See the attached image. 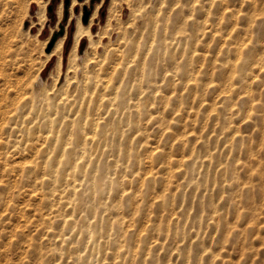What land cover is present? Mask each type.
Returning a JSON list of instances; mask_svg holds the SVG:
<instances>
[{
	"label": "rangeland",
	"instance_id": "obj_1",
	"mask_svg": "<svg viewBox=\"0 0 264 264\" xmlns=\"http://www.w3.org/2000/svg\"><path fill=\"white\" fill-rule=\"evenodd\" d=\"M71 1L72 0H48V3L45 7L46 18L45 21L40 24L34 17L35 11L37 10V5L34 2H29L28 0H0V264H70L71 260L64 256L67 250L66 246L69 245H72L71 247L74 246L75 249H77L78 247L77 250L79 252L81 250L82 253L80 252V264H264V0H174V2L173 0H149L150 2L148 4L146 3L148 0H144V2L146 1L145 6H148L146 8H160V12L165 17L162 16V18L156 23L158 25H156L154 32L152 31L150 34H145L143 37L138 39L141 41H139V46L137 48L139 52H137L136 54L137 61L134 65V71L132 70L130 72L131 79L129 78V73L123 76V80L125 79L126 81H122L125 84L122 86H126L127 94L125 93L124 99L133 101L139 96L138 91L136 92L137 89H135L137 85L134 83V78H137L139 76L138 81H140L142 89L147 86V91L144 89L146 93H143L141 97L139 96L138 98H140V102L145 105H151L154 100L152 106L148 105L147 108L151 107L149 109L153 112L155 111V113H153L150 119H147V116L145 115L147 114L146 111L143 112L140 116L136 115V117L133 112L128 113V115L124 112L125 114H120L121 118L120 116H118V112L115 115L113 114L114 116H117V118H114V116L112 118L111 116L108 119V126H116V129H119V127L121 126L120 128L122 130H113L110 132L111 134H108L106 138V141L108 143L107 147L100 146V141V143H93L92 148H96V156L100 160V165H103L105 170L107 169L108 171H111L114 169L115 162L117 160L118 162L121 161L124 157V153L122 151H118V142L121 147H123L127 138L129 139V141L131 140V138H133V142L137 144L138 139L136 138L134 132L135 127L138 126L139 128H141V131L144 133V135H146L148 143L151 145H157L160 149L158 152L160 155L158 153L153 155V168L157 171L158 177L154 180V182H152V186L149 188V190L145 185V188L144 186H140L139 181L137 179L136 181L138 182L135 181L137 173L134 172V175L133 173H131V171H137V169L139 168L138 171L143 172V169L145 167L141 163L139 164V166L141 167L140 168L138 164H133V162H130V164H132L126 170L127 179L125 178L120 184L117 183L118 185L116 183L109 184L106 182L107 184H104V188L98 192V196H101L100 198L104 202V206L102 207L103 209L100 208L97 210V216L101 217V221L97 222H94L96 220L91 218V212L88 208V205L84 206V203L88 199V197L83 195L82 201L79 204L80 207L74 209V213L76 214L77 219L75 225L76 227L80 226L79 229H81V234L78 233L76 236H74L75 239L73 240V236H71L70 242L68 243L64 242L59 244L57 240L50 234V231H46L47 227H44L45 225L39 222L41 221V215L48 212L49 204L46 197L41 195L44 193L43 189L44 191H46V187L40 188V183L37 176L43 170L42 165L45 159L61 154L58 150L57 145H54L53 143L52 145H49L50 141H47L44 148H42L40 151H36V148L40 147V139L41 137H43V133L41 134L40 132L45 129L44 125L41 126V124L43 121L42 115H44V113L47 111L46 100H48L49 98V100L51 101V99L54 98L60 90H62V87L69 94L73 92L74 83L71 82L68 86L65 83L64 78L66 72L65 56L67 55V51L72 44V35L75 29L76 21L78 17L83 20V17L86 13L90 15L94 7L99 2H101L97 14L98 21L93 28V31L99 30L101 28V24H103V22L105 21L109 2V0H88L86 2L87 4H83L82 1L84 0H76V4L71 6ZM137 1L138 0H117L116 10L118 12H122V16L119 22L121 24V27L123 26V32L124 29L125 31L127 29L130 30L133 24H137V26L140 27V22L142 19L136 15L137 12L134 10L136 8L135 2ZM196 1H198L199 4ZM60 2H62L63 4V12L61 16H59L57 12V7ZM220 4H222V6ZM224 6H226L227 8H225ZM133 10L135 12H133ZM176 11L179 13H176ZM182 12L184 17L182 15ZM200 14L202 16H200ZM212 15H215L216 18ZM198 16L200 17L201 22L199 21ZM208 17L210 21H208ZM195 18H197V20ZM226 19L228 21H226ZM213 20L214 22H212ZM133 21L135 23H133ZM182 21L183 24H181ZM162 22L164 24L166 23V25L162 24ZM202 22L204 26L203 24L201 25ZM190 23H192V26H190ZM229 23H231L230 26ZM238 23L239 25L241 24L239 28ZM244 24L247 26V28ZM29 26L32 33L38 32V40H36L33 36H26L22 34L23 31ZM161 26L163 28H161ZM168 26L172 29L170 30ZM234 26H236V29L233 28ZM65 29H67V36L64 43V60L61 73L56 79V57L54 56L49 61L43 64V61L45 60L47 54L45 49L54 35L59 33V31L61 30L63 33ZM146 29H148V26L146 27ZM220 29L222 32L220 31ZM119 30L113 29L111 40H108V37H105L103 39V42L105 41L104 43L111 44V50H108L107 54H105L104 52L105 58L106 56L108 58H106L107 61L110 59L114 47H117L120 43H122L121 38L117 40L118 34L122 33V30ZM204 30H206V33L203 34V36L201 33ZM233 30L234 32L237 30L236 33H234ZM168 31L170 32L168 33ZM190 31H194V33L192 34V32ZM218 31H220L221 33ZM213 32L215 33V35H213ZM224 32L225 35L222 34ZM160 33L162 34V36H160ZM188 34L189 36H187ZM206 34L209 35L207 36ZM228 35H230L231 37L228 38ZM59 36L60 35L58 34L57 37ZM248 36L250 38H248ZM233 37L235 38V41ZM239 37H243L244 40H242L243 38L239 39ZM145 38L147 39V41ZM196 38H198V41L196 40ZM44 39H47L45 44H43V42L45 41ZM151 39H154L153 46L149 48V42L151 41ZM191 39L192 41H190ZM219 39H221L220 42ZM169 40H171V42ZM222 41L223 43L224 41L226 43L222 44ZM183 42H185V44H182ZM144 43L148 47H143ZM87 44V38H82L78 48V53L80 55L83 54V51L85 50ZM159 44L160 46H158ZM163 44L164 46H166L164 47ZM168 44L170 46V50H168ZM161 47L163 49H161ZM182 47L184 50H182ZM190 47H192L193 49L195 47L196 50H190ZM198 47H200L202 51L204 50V52H201V49L199 48V50ZM238 47L242 48L243 50H239L241 51L240 55L237 53ZM219 48H221V50ZM99 49L100 50L98 51V53L102 54L101 59L106 61L105 58H103L104 55L102 47H99ZM142 49L143 51H141ZM159 51H162V56L160 55ZM170 52L172 54H170ZM222 52L224 53L222 54ZM182 53L184 56L182 55ZM203 54L205 58H202ZM208 54L210 57L208 56ZM210 54L212 55V57ZM216 54L218 57L216 56ZM158 55H160L159 58ZM173 55L174 58H172ZM225 57L226 59L223 60V58ZM154 58L156 59V61L154 60ZM174 59L176 60L177 64ZM209 59H211V61L213 62L211 63ZM236 60L237 62H234ZM246 60L248 61V63H246ZM79 62H81V60H79ZM210 63L213 65H211ZM137 64L139 65L137 66ZM173 64L177 65L178 67L172 66ZM221 64L223 66H221ZM260 65L263 67H260ZM164 66L166 67V71H163L165 70ZM220 66L222 67V69ZM137 67H139L140 69L138 68L137 70ZM173 67H177V70H173ZM135 68L138 72H136ZM160 68L163 70H161ZM153 70L156 71V73ZM189 70H191V72ZM256 70L259 71L257 72ZM147 71H149V73ZM179 71L180 73H178ZM239 71H241V74H239ZM143 72H145L146 74H144ZM249 72L250 74H252L250 75ZM190 73L192 75H195L196 77L193 82L188 81V74L190 75ZM140 74H142V76ZM147 74L149 75L147 76ZM170 74L173 77H171ZM237 74L238 77H236ZM168 76L171 78H169ZM153 77L154 79L157 78L155 79L157 81H154V83L159 87H162L163 89H161L160 91L159 88L158 94L164 95V97L154 96L149 90L148 86L153 83L150 81V78ZM212 77L213 79H211ZM172 78H174V80ZM197 79L198 81H196ZM209 79L211 80V82H205ZM162 80L166 81L163 82ZM257 81L258 83H256ZM133 83L134 85H132ZM143 83H145L146 85ZM166 83H169L167 87ZM203 83L204 85L207 83L205 87ZM173 86L175 88H173ZM229 88H233L234 92L233 89L230 91ZM128 89H130V91ZM46 92L49 96L46 95ZM166 92L168 93V95ZM173 92L176 93L177 97ZM231 92L234 93V95ZM128 94H130L131 96ZM144 94H146L147 96ZM239 94L241 97H237ZM144 96L147 99H145ZM167 98L169 100L168 102H166ZM244 98H246V100H244ZM198 102L202 104H198ZM160 103L162 104V106ZM169 105L171 106L168 107ZM206 105H209L207 106L209 109L206 107ZM205 107L207 109H205ZM176 109H178V112H176ZM55 110L56 113L52 115V117L54 118V127L52 128V133H55L59 136L61 135L63 138V142L70 141L71 136H73L72 133H74V130L63 123L65 119L61 117V114L64 111L66 112L67 109L65 108L63 109V111L60 104ZM55 110L52 108L50 109L51 112H54ZM179 111L182 112L180 113ZM247 111H249V113ZM246 114H248V116ZM162 115L163 117H161L162 119H160V116ZM217 116L218 118H216ZM125 117H129V119H125ZM115 121H117V123H114ZM118 121H120V123H118ZM206 122L207 124H205ZM220 122L224 127H222ZM109 123L112 125H110ZM226 123L228 124V127ZM63 124L65 126H63ZM120 124H122L123 127ZM224 124L226 125V127ZM125 125L129 126V128H126ZM29 127L32 128L29 129ZM62 128H64V130ZM132 129L134 130V132ZM192 129L194 130V132H192ZM59 131L62 132L60 133ZM228 131L230 132L228 133ZM190 132L194 133L196 137L193 136L194 134L191 135ZM175 133H177V135ZM236 133L239 134L236 135ZM186 134L189 135L186 136ZM224 135L225 138L223 137ZM177 137L181 138L178 139ZM182 137L185 138L183 139ZM193 138L195 139L193 140ZM118 139L119 141H117ZM183 143H186L188 146L191 145V148H189L188 146L186 147V144L184 146ZM56 144H58V142ZM138 145L137 152L138 156L140 157L141 154L144 155L145 151ZM193 148L196 151V156L194 155L195 151L193 150ZM98 151L100 152L98 153ZM103 151L105 154L103 153ZM113 151H115L116 154ZM163 152L165 154H163ZM168 152L170 154H168ZM186 153H188V155ZM204 154L206 155V158L205 156H203ZM142 155L141 158L143 157ZM183 155L185 156L184 158ZM210 155H212L211 158ZM190 156L192 157V160ZM197 156H200V158ZM180 157L186 160L182 163V167L179 166V169H177L178 166L174 164L175 162L170 163L168 158ZM195 157L197 159H195ZM28 159L29 161L31 160L38 163L37 169H25V165H28ZM106 160L108 162H106ZM193 160L195 162H193ZM211 160L212 162H209ZM24 161H26V163H24ZM163 162H165L164 165ZM167 163H169L170 165L168 166ZM130 177H132L131 182H129L131 180ZM165 177L168 178V181L167 179H165ZM164 181L169 182L171 190L169 193L167 191L168 194H166L165 197H162V199L164 198V200L160 201L162 192H164ZM177 186L181 187L178 188ZM117 187L119 189H117ZM121 187H124L126 190L132 192V189H134L137 197L132 195H123L120 191ZM101 192L103 193V196ZM121 195H123L122 198ZM131 196L133 197V199L131 198ZM126 197L129 198L127 199ZM117 199L118 201L121 200L119 211L122 215L126 214L123 217L125 219V222L128 223L125 227L126 235H122L121 238L124 239V243L127 247H134L136 253H125V256L121 255L118 257H112V241H107V243L102 237H98V241L92 244V242L90 241L87 242V239L85 238V232L83 230H86L87 228H89V230L91 228V230L95 229L98 232L97 236L100 234V232L104 231L106 226H108L106 217L108 214L111 216L115 213V208L112 206V203L114 201H117ZM139 206H141V208ZM39 208H41V211L38 212V210H40ZM83 216L85 217V220ZM135 216H137V218ZM80 217H82L84 221H82ZM132 218L134 219L132 220ZM78 219L81 221H79ZM89 222L90 224L88 225ZM53 225L54 227L57 226L55 223ZM128 229L130 231L132 230L133 232H130ZM141 234H144V236H142ZM129 235H131L132 237ZM80 236L82 240L80 239ZM38 244L40 247L38 246ZM88 244L92 245H90L89 247ZM54 248H62L61 251L63 256H60L62 254H58V252L54 250ZM83 248L86 249V253ZM87 251H89V256L87 255ZM82 255L84 256L82 257ZM116 260L117 262H115Z\"/></svg>",
	"mask_w": 264,
	"mask_h": 264
},
{
	"label": "bare ground",
	"instance_id": "obj_2",
	"mask_svg": "<svg viewBox=\"0 0 264 264\" xmlns=\"http://www.w3.org/2000/svg\"><path fill=\"white\" fill-rule=\"evenodd\" d=\"M4 1V0H3ZM29 2L32 1L34 2L36 5H37V10L35 11V14H34V17L37 19V22L42 24L44 21H45V18H46V13H45V7H46V4L48 3V0H28ZM88 0H84L82 1L83 4H87ZM102 1V0H101ZM132 1V0H131ZM160 1V0H159ZM195 1V0H194ZM214 1V0H213ZM229 1V0H228ZM254 1V0H253ZM76 0H72L71 1V6L75 5L76 4ZM146 2V1H145ZM145 2L144 0H138L137 2H135L136 4V8L134 9L136 14L138 17H140L141 19V22H140V27L137 26V24H133V26L131 27V29H127L125 31L124 29V32L122 30L123 26L121 27V24H120V18L122 16V12H118L116 9H117V0H109L108 2V7H107V14H106V18H105V21L103 22V24H101V28L97 31H93V28L95 26V24L97 23L98 21V17H97V14H98V9H99V6L101 4V2H99L95 7L94 9L92 10L91 14L88 15V21L86 20V22H83V20H81L80 17H78L77 21H76V24H75V29L73 31V35H72V44L70 46V48L68 49L67 51V55L65 56L66 58V72H65V83L69 86V84L71 82L74 83V88H73V92L72 93H67L66 90H64V88L62 87V90L59 91V93L51 99V101L49 100H46L47 103H46V112L44 113V115H42V118H43V121H42V125H44L45 129L40 132L41 134L43 133V137H41V143H40V147L39 148H36V151H40L42 148H44L45 146V143L47 141H50V144L49 145H52V143L54 145H57L58 147V150L60 151V155H56L54 157H50L48 159H45L43 161V165H42V172L37 176L38 178V181L40 183V188H43V187H46V191H44L43 189V195L44 197H46L47 199V202L49 204V210L46 214H42L40 219L41 221H39L40 223L44 224L45 226L44 227H47V230L46 231H50V234L57 240V242L59 244L61 243H68L70 242V237H72V240L75 239L74 236H76L78 233L81 234L80 230V226H77L75 225L76 223V214L74 213V209L77 208V207H80L79 204L81 203L82 201V196L85 195L86 197H88V199L85 201V205H88V208L90 209V212H91V218L92 219H95L96 221L94 222H97V221H101L100 218L101 217H98L97 215V210L102 208L104 206V202L101 200V196H98V192L104 188V184H111V183H122V181L126 178V170L127 168L132 164H130V162H133V164H143L144 165V169H143V172H139V168L136 170H132L131 173L136 174V178H135V181L136 179L139 181L140 183V186H147L148 187V190L149 188L152 186V182H154V180L158 177V173L156 170H154L153 168V155L158 153L159 152V147L157 145H151L148 143L147 141V138H146V135H144V133L141 131V128H139L138 126L135 127V136L136 138L138 139V143L136 144L135 142H133V138H131V143L129 141V139L127 138L126 142L124 143L123 147H121V145L119 144L118 142V151L119 152H123L124 153V157L121 161L118 162V160L115 162L114 164V169L111 170V171H108L107 169L105 170L103 165H100L99 163V159L97 158L96 156V148L93 149L92 148V144L93 143H100L101 141V144H99L100 146L102 147H107L108 143L106 141V138L108 136V134L111 132V131H120L122 130L119 126V129H116V126L114 127H109L108 126V122H109V118L112 116L117 114L118 112V116H120V114H123L124 112L128 115V113L130 112H133V114L137 116H140L142 115L143 112L146 111L147 114H145L147 116V119H150V117H152L153 113H155V111H151L148 107V105H145L143 104L142 102H140V98H138L139 96L141 97V95L143 93H146L145 90L147 91V86L142 89V85L140 83V81H138L139 79V76L137 78H134V83L137 85L135 89L136 92L138 91V97L135 98L132 102L130 100H125L124 99V95L126 93V86H122V85H125L122 81H126L125 79L123 80V76L124 75H127L129 73V78H130V72L134 69V65H135V62L137 61L136 60V54L137 52H139L137 50L138 46H139V41L141 40H138L140 39L141 37H143L145 34H150L152 31L154 32V29L156 28V24L161 18L162 16V13L160 12V8H152V9H149V8H146L148 6H145ZM150 1L148 0L146 3L148 4ZM174 2V0H173ZM173 2H172V5H173ZM178 2V1H177ZM198 2V1H196ZM208 2V1H207ZM220 2V1H219ZM249 2V1H248ZM155 3V2H154ZM153 3V4H154ZM157 3V2H156ZM162 3V2H161ZM179 3V2H178ZM188 3V2H187ZM192 3V2H191ZM218 3V2H217ZM32 4V3H31ZM131 4V3H130ZM134 4V5H135ZM152 4V5H153ZM168 4V3H167ZM166 4V6H167ZM199 4V2H198ZM205 4V3H203ZM216 4V3H214ZM249 4V3H248ZM202 5V4H201ZM222 6V4H220ZM22 6V5H21ZM29 6V5H28ZM161 6V5H160ZM163 6V5H162ZM181 6V4H180ZM197 6V5H196ZM207 6V5H206ZM213 6V5H212ZM227 6V5H226ZM226 6H224L225 8H227ZM159 7V6H158ZM169 7H170V4H169ZM193 7V6H192ZM195 7V5H194ZM205 7V6H204ZM176 8V7H175ZM209 8V7H208ZM208 8H207V11H208ZM218 8V7H217ZM220 8V7H219ZM129 9V8H128ZM170 9V8H168ZM167 9V11H168ZM186 9V7H185ZM200 9V8H199ZM224 9V8H223ZM255 9V7H254ZM130 10V9H129ZM133 10V12H135ZM164 10V9H163ZM179 10V9H178ZM177 10V11H178ZM183 10V9H182ZM196 10V9H194ZM216 10V8H215ZM240 10V9H238ZM166 11V12H167ZM171 11V10H170ZM169 11V12H170ZM176 13H179L177 12ZM202 11V9H201ZM213 11V10H212ZM223 11V10H221ZM228 11V10H227ZM57 12L59 14V16L62 15V12H63V4L62 2H60L58 4V7H57ZM214 12V11H213ZM212 12V13H213ZM219 12V10H218ZM217 12V13H218ZM225 12V11H224ZM203 13V12H202ZM208 13V12H207ZM215 13V12H214ZM222 13V12H221ZM249 13V12H247ZM132 14V15H134ZM220 14V13H219ZM230 14V13H229ZM234 14V13H233ZM238 14V13H237ZM244 14V13H242ZM252 14V13H251ZM182 15H183V12H182ZM181 15V16H182ZM227 15V14H226ZM236 15V14H235ZM180 16V17H181ZM193 16V15H192ZM200 16H202L200 14ZM205 16V15H204ZM212 16H215V15H212ZM218 16V15H217ZM260 16V15H259ZM165 17V16H164ZM179 17V16H178ZM184 17V15H183ZM186 17V16H185ZM199 17V16H198ZM206 17V16H205ZM204 17V18H205ZM221 17V15H220ZM219 17V18H220ZM246 17V16H245ZM249 17V16H248ZM134 18V17H133ZM168 18V17H167ZM216 18V16H215ZM223 18V17H222ZM221 18V19H222ZM173 19V18H172ZM197 20V18H195ZM199 21L201 22V19L200 17L198 18ZM209 19V17H208ZM230 19V18H229ZM247 19V18H246ZM139 20V19H138ZM167 20V19H165ZM175 20V19H174ZM178 20V19H176ZM194 20V18H193ZM196 20H195V25H196ZM204 21V20H203ZM210 21V19L208 20ZM226 21H228L226 19ZM231 21V20H230ZM171 22V21H170ZM177 22V21H176ZM175 22V23H176ZM194 22V21H193ZM199 22V23H200ZM214 22V20L212 21ZM246 22V20H245ZM122 23V22H121ZM133 23H135L133 21ZM169 23V22H168ZM198 23V24H199ZM211 23V22H209ZM226 23V22H225ZM118 24V25H117ZM162 24H164L162 22ZM183 24V21L182 23ZM192 26V23H190ZM203 24V22L201 23V25ZM235 24H236V21H235ZM246 24V23H245ZM244 24V25H245ZM117 25V26H116ZM139 25V24H138ZM160 25V23H159ZM166 25V23L164 24ZM174 25V24H173ZM172 25V26H173ZM179 25V23H178ZM200 25V26H201ZM210 25V24H209ZM208 25V26H209ZM213 25V24H212ZM219 25V24H218ZM231 25V23H229V26ZM233 25V24H232ZM148 26V29H146V27ZM163 26V25H162ZM161 26V28H163ZM204 26V24H203ZM220 26V25H219ZM239 26H241V24L239 25L238 23V28ZM242 26H243V23H242ZM246 26V25H245ZM167 27V26H166ZM187 27V26H186ZM207 27V26H206ZM205 27V28H206ZM226 27V26H225ZM236 26H234L233 28H235ZM160 28V27H159ZM168 28H170L168 26ZM198 28V27H197ZM219 28V27H218ZM245 28V27H243ZM247 28V26H246ZM41 29V28H40ZM113 29H117V30H122L121 32L122 33H119L118 36H117V40L118 39H122L121 42L116 48L114 47V50L112 51V55L110 57V59L107 61L106 58H105V54H107V51L108 50H111V44H106L103 42V39L105 37H108V40H111L112 39V31ZM172 28H170L171 30ZM200 29V27H199ZM213 29V28H211ZM222 29V28H221ZM220 29V31H221ZM236 29V28H235ZM119 30V31H120ZM146 30V31H145ZM165 30V29H164ZM169 30V29H168ZM174 30V28H173ZM192 30V29H191ZM194 30V28H193ZM197 30V29H195ZM203 30V28H202ZM210 30V29H209ZM207 30V31H209ZM226 30V28H225ZM160 31V30H159ZM166 31V30H165ZM218 31V32H220ZM237 31V30H236ZM236 31L233 32L236 33ZM240 31V30H239ZM170 31H168L169 33ZM174 32V31H173ZM182 32V31H181ZM192 32V31H190ZM215 32V31H214ZM213 32V35H215V33ZM222 32V31H221ZM220 32V33H221ZM230 32V31H228ZM157 33V31H156ZM162 33V31H161ZM160 33V36H162V34ZM167 33V34H168ZM180 33V32H179ZM178 33V35H179ZM184 33V32H183ZM194 33V31L192 32V34ZM206 33V30H204L201 34H205ZM208 33V32H207ZM211 33V32H209ZM240 33V32H239ZM238 33V34H239ZM24 35L26 36H33L36 40L39 39L38 37V32L37 33H32L31 30H30V26L28 28H26L23 33ZM190 34V33H189ZM189 34L187 36H189ZM225 35V32L222 33ZM228 34V33H227ZM226 34V36H227ZM155 35V33H154ZM153 35V36H154ZM166 35V34H165ZM181 35V34H180ZM184 35V34H183ZM191 35V34H190ZM207 35V34H206ZM209 35V34H208ZM207 35V36H208ZM212 35V37H213ZM231 35V34H230ZM228 35L230 38L231 36ZM233 35V34H232ZM66 36H67V29H65V31L63 33L60 34L59 37H56V39L54 40L53 42V46H52V49H50L49 52H47L46 54V57H45V60L43 61V64L46 63L47 61H49L51 58H53L54 56L56 57V61H55V69H56V79L57 77L60 75L61 73V70H62V65H63V60H64V43H65V39H66ZM152 36V37H153ZM164 36V35H163ZM170 36V35H169ZM204 36V35H203ZM222 36V35H221ZM234 36V35H233ZM87 38L88 40V44L85 48V50L83 51V54L80 55L78 53V48H79V44L82 40V38ZM96 37V39H95ZM166 37V36H165ZM164 37V38H165ZM168 37V36H167ZM181 37V36H179ZM178 37V39H179ZM195 37V36H194ZM211 37V35H210ZM31 38V37H30ZM29 38V39H30ZM147 38V37H146ZM145 38V39H146ZM149 38V36H148ZM155 38V37H154ZM169 38V37H168ZM174 38V37H173ZM191 38V37H190ZM216 38V37H215ZM234 38V37H233ZM243 38V37H242ZM239 37V39H242ZM248 38H250L248 36ZM172 39V38H171ZM175 39V38H174ZM173 39V40H174ZM182 39V38H181ZM204 39V38H203ZM214 39V37H213ZM224 39V38H222ZM227 39V38H226ZM238 39V38H237ZM33 40V39H32ZM45 40V39H44ZM153 40L154 39H151V41L149 42V48H151V46H153ZM159 40V39H158ZM157 40V41H158ZM163 40V39H162ZM196 40L198 41V38H196ZM221 39H219V42H220ZM244 40V38L242 39ZM241 40V41H242ZM248 40V39H246ZM47 41V39L43 42V44H45ZM147 41V39H146ZM171 42V40H169ZM182 41V40H181ZM187 41V40H186ZM192 41V39L190 40ZM204 41V40H203ZM206 41V40H205ZM230 41V40H229ZM234 41H235V38H234ZM31 42V41H30ZM161 42V40H160ZM159 42V43H160ZM141 43V42H140ZM157 43V42H156ZM155 43V44H156ZM164 43V42H163ZM166 43V42H165ZM169 43V42H168ZM204 43V42H203ZM224 43H226L224 41ZM223 41H222V44H224ZM235 43V42H234ZM240 43V41H239ZM145 44V43H144ZM143 44V47L146 48V44L144 46ZM148 44V43H147ZM154 44V46H155ZM158 44V43H157ZM170 44V43H169ZM168 44V46H169ZM176 44V43H175ZM178 44V43H177ZM182 44H185V42H183ZM201 44V43H200ZM222 44H221V47H222ZM233 44V42H232ZM247 44V43H246ZM188 45V43H187ZM190 45V43H189ZM238 45V44H236ZM43 46V45H42ZM160 46V44L158 45ZM156 46V47H158ZM164 46V44H163ZM162 46V47H163ZM166 46V45H165ZM164 46V47H165ZM181 46V45H180ZM198 46V45H197ZM201 46V45H200ZM211 46V45H210ZM227 46V45H226ZM99 47H102V50H103V55L105 58L106 61H104L103 59H101V53L99 54L98 51L100 50ZM142 47V46H141ZM148 47V46H147ZM161 47V49H163ZM172 47V46H171ZM220 47V46H219ZM247 47V46H246ZM174 48V47H173ZM172 48V49H173ZM200 47H198L199 49ZM215 48V47H214ZM228 48V47H227ZM113 49V48H112ZM153 49V48H152ZM151 49V50H152ZM186 49V47H185ZM196 50V48L194 47V49L192 47H190V50ZM197 49V50H198ZM201 49V48H200ZM199 49V50H200ZM221 50V48H219ZM218 49V50H219ZM225 49V47H224ZM235 49V48H234ZM242 50V48L238 47V54L240 55V52L239 50ZM245 49V48H244ZM170 50V46H169V49ZM182 50L183 47H182ZM143 51V49L141 50ZM150 51V49H149ZM167 51V50H166ZM179 51H180V47H179ZM177 51V52H179ZM201 52H204V50L202 51V49L200 50ZM226 51H229V50H226ZM234 51V50H233ZM243 51V50H242ZM2 52V51H1ZM105 52V54H104ZM145 52V51H144ZM154 52V51H153ZM162 52V51H161ZM161 52L159 51L160 55H161ZM183 52V51H182ZM199 52V51H198ZM201 52H200V58H201ZM206 52V50H205ZM213 52V51H212ZM111 53V51H110ZM141 53V52H140ZM152 53V52H151ZM166 53V52H164ZM191 53V51H190ZM224 52H222L223 54ZM170 54H172L170 52ZM189 54V53H188ZM249 54V53H248ZM153 55V54H152ZM158 55V58L159 56ZM169 55V53H168ZM178 55V54H177ZM183 55V53H182ZM181 55V56H182ZM211 55V54H210ZM142 56V55H140ZM162 56V55H161ZM184 56V55H183ZM188 56V55H187ZM192 56V55H191ZM209 56V54H208ZM217 56V54H216ZM243 56V55H242ZM149 57V56H148ZM178 57V56H177ZM180 57V56H179ZM193 57V56H192ZM191 57V58H192ZM198 57V56H197ZM204 57V54L202 56V58ZM210 57V56H209ZM208 57V58H209ZM212 57V55H211ZM215 57V56H214ZM218 57V56H217ZM246 57V56H245ZM244 57V58H245ZM144 58V57H143ZM142 58V60H143ZM155 58H156V55H155ZM154 58V60L156 61V59ZM165 58V57H163ZM174 58V55L173 57ZM188 58V57H187ZM195 58V57H194ZM205 58V57H204ZM207 58V57H206ZM239 58V57H238ZM108 59V58H107ZM140 59V58H139ZM146 59V58H145ZM152 59V58H151ZM176 59V58H175ZM174 59V60H175ZM182 59V57H181ZM185 59V58H184ZM189 59V58H188ZM197 59V58H196ZM222 59V58H221ZM225 58H223V60H225ZM229 59V58H228ZM227 59V60H228ZM2 60V59H1ZM79 60H81V62H79ZM153 60V59H152ZM191 60V59H190ZM202 60V59H201ZM211 61V59H209ZM207 60V61H209ZM235 60V59H234ZM6 61V60H5ZM145 61V60H144ZM162 61V60H161ZM187 61V60H186ZM195 61V60H194ZM219 61V60H218ZM247 61V60H246ZM2 62V61H1ZM19 62V61H18ZM143 62V61H142ZM151 62V61H150ZM158 62V61H157ZM160 62V61H159ZM176 62V60H175ZM174 62V64H175ZM185 62V60H184ZM205 62V61H204ZM213 61H211L212 63ZM221 62V61H220ZM234 62H237L234 61ZM245 62V61H244ZM4 63V62H3ZM140 63V62H139ZM162 63V62H161ZM169 63V62H168ZM172 63V62H171ZM183 63V62H182ZM187 63V62H186ZM189 63V61H188ZM210 63V64H211ZM226 63V61H225ZM248 63V61L246 62ZM146 64V63H145ZM157 64V63H156ZM166 64V63H164ZM172 65V66H177V65ZM177 64V62H176ZM197 64V63H196ZM201 64V63H200ZM203 64V63H202ZM139 64H137L138 66ZM184 65V64H183ZM188 65V64H187ZM213 65V64H211ZM141 66V65H140ZM148 66V65H147ZM181 66V65H180ZM206 66H207V63H206ZM221 66H223L221 64ZM220 66V67H221ZM163 67V65H162ZM165 67V66H164ZM178 67V66H177ZM177 67H173L171 69L175 70ZM200 67V66H199ZM203 67V66H202ZM216 67V66H215ZM226 67V66H225ZM260 67H263L260 65ZM139 67H137V70H138ZM147 68V67H146ZM150 68V67H149ZM191 68V66H190ZM195 68H196V65H195ZM210 68V66H209ZM214 68V67H213ZM219 68V67H218ZM246 68V67H245ZM140 69V68H139ZM142 69V68H141ZM155 69V68H154ZM161 69V68H160ZM182 69V67H181ZM198 69V68H197ZM215 69V68H214ZM222 69V67H221ZM220 69V70H221ZM261 69V68H260ZM136 70V68H135ZM136 70V72H138ZM163 70V69H161ZM177 70V69H176ZM188 70V69H187ZM202 70V69H201ZM79 71H80V75H79ZM134 71V70H133ZM154 71V70H153ZM163 71H166V67H165V70ZM191 72V70H189ZM211 71V69H210ZM252 71V70H251ZM257 71V70H256ZM255 71V72H256ZM259 71V70H258ZM257 71V72H258ZM141 72V71H140ZM149 73V71H147ZM156 73V71H154ZM198 72V71H196ZM221 72V71H220ZM235 72V71H234ZM237 72V71H236ZM241 71H239V74ZM254 72V71H253ZM144 74H146L145 72H143ZM166 73V72H165ZM171 73V71H170ZM175 73V72H174ZM180 73V71L178 72ZM184 73V72H183ZM189 73V72H188ZM219 73V71H218ZM224 73V72H223ZM222 73V74H223ZM132 74V73H131ZM143 74V75H144ZM160 74V73H159ZM214 74V73H213ZM221 74V75H222ZM231 74V73H230ZM250 74V72H249ZM248 74V75H249ZM252 74V73H251ZM250 74V75H251ZM115 75V77H114ZM138 75V74H137ZM142 76V74H140ZM149 74H147L148 76ZM164 75V74H163ZM182 75V74H181ZM220 75V76H221ZM245 75V74H243ZM257 75V73H256ZM145 76V75H144ZM143 76V77H144ZM151 76V75H150ZM171 77H173L171 74H170ZM184 76V75H183ZM188 81L189 82H193L196 77L195 75H192L190 73V75L188 74ZM198 76V75H197ZM233 76V75H232ZM159 77V76H158ZM169 77V76H168ZM169 77V78H171ZM211 77V76H210ZM224 77V76H223ZM230 77V76H229ZM235 77V76H234ZM238 77V74L237 76ZM245 77V76H244ZM221 78V77H220ZM242 78V77H241ZM5 79V78H4ZM131 79V78H130ZM129 79V80H130ZM141 79V78H140ZM157 79V78H155ZM154 77L153 78H150V81L153 82L150 86H148L149 90L152 92V94L154 96H158V97H164V95H160L158 94V90L160 88V91L162 89V87H159L158 85H156L154 83V81L156 82L157 80H155ZM159 79V78H158ZM166 79V78H165ZM174 80V78H172ZM187 79V78H186ZM213 79V77L211 78ZM243 79V78H242ZM245 79V78H244ZM55 80V79H54ZM53 80V81H54ZM133 80V78H132ZM178 80V79H177ZM226 80V79H225ZM250 80V79H249ZM256 80V79H255ZM258 80V79H257ZM16 81V80H15ZM57 81V80H56ZM131 81V80H130ZM144 81V80H143ZM163 81V80H162ZM166 81V80H164ZM163 81V82H164ZM179 81V80H178ZM187 81V80H186ZM198 81V79L196 80ZM211 82V80H207L205 82ZM213 81V80H212ZM230 81V80H229ZM232 81V79H231ZM259 81V80H258ZM258 81L256 83H258ZM18 82V81H17ZM61 82V81H60ZM63 82V81H62ZM128 82V81H127ZM126 82V84H127ZM142 82V81H141ZM147 82V81H146ZM145 82V83H146ZM171 82V81H170ZM169 82V83H170ZM184 82V81H183ZM215 82V81H214ZM24 83V82H23ZM123 83V84H122ZM134 83L132 85H134ZM143 83V84H145ZM150 83V82H149ZM168 83V84H169ZM213 83V82H212ZM58 84V83H57ZM159 84V83H158ZM167 84V83H166ZM168 84L166 85V87L168 86ZM198 84V83H197ZM200 84V83H199ZM207 84V83H206ZM206 84L204 85V87L206 86ZM215 84V83H214ZM225 84V83H224ZM64 85V84H63ZM131 85V86H132ZM146 85V84H145ZM186 85V84H185ZM194 85V83H193ZM130 86V85H129ZM199 86V85H198ZM211 86V85H210ZM251 86V85H250ZM135 87V86H134ZM179 87V86H178ZM182 87V86H181ZM188 87V86H187ZM191 87V86H189ZM209 87V86H208ZM217 87V86H216ZM245 87V86H244ZM129 88V87H128ZM131 88V87H130ZM172 88V87H171ZM173 88H175L173 86ZM207 88V87H206ZM219 88V87H218ZM222 88V87H221ZM228 88V86H227ZM61 89V88H60ZM196 89V88H195ZM230 89V88H229ZM233 88L230 89V91L232 90ZM236 89V88H235ZM21 90V89H20ZM72 90V89H71ZM130 91V89H128ZM163 90V89H162ZM201 90V89H200ZM19 91V90H18ZM68 91V90H67ZM149 91V92H150ZM169 91V90H168ZM167 91V92H168ZM175 91V90H173ZM194 91V89H193ZM203 91V90H202ZM210 91V90H209ZM214 91V90H213ZM236 91V90H235ZM163 92V91H162ZM166 92V93H167ZM197 92V91H196ZM195 92V93H196ZM200 92V91H199ZM207 92V91H206ZM223 92V91H222ZM229 92V91H227ZM226 92V94H227ZM233 92H234V89H233ZM246 92V91H245ZM14 93V92H13ZM130 93V92H129ZM165 93V92H164ZM163 93V94H164ZM176 96V93L173 92ZM232 93V92H231ZM238 93V91H237ZM127 94V93H126ZM151 94V93H150ZM172 94V93H170ZM197 94V93H196ZM234 95V93H232ZM231 94V95H232ZM17 95V94H16ZM19 95V94H18ZM46 95L47 92H46ZM130 95V94H128ZM135 95V93H134ZM146 95V94H144ZM168 95V93H167ZM179 95V94H178ZM205 95V94H204ZM15 96V95H14ZM20 96V95H19ZM19 96H16V97H19ZM45 96V94H44ZM49 96V95H48ZM47 96V97H48ZM127 96V95H126ZM131 96V95H130ZM147 96V95H146ZM152 96V95H151ZM153 96V97H154ZM166 96V95H165ZM197 96V95H196ZM199 96V95H198ZM240 94L237 96L239 97ZM21 97V96H20ZM129 97V96H128ZM145 97V96H144ZM174 97V96H173ZM172 97V98H173ZM177 97V96H176ZM219 97V95H218ZM222 97V96H221ZM241 97V96H240ZM149 98V97H148ZM17 99V98H16ZM133 99V98H132ZM144 99V98H143ZM145 99H147L145 97ZM153 99V98H152ZM155 99V98H154ZM222 99V98H221ZM220 99V101H221ZM224 99V98H223ZM165 100V98H164ZM178 100V99H177ZM218 100V99H217ZM227 100V98H226ZM244 100H246V98H244ZM141 101H142V98H141ZM159 101V100H158ZM157 101V102H158ZM168 98H167V101L168 102ZM179 101V100H178ZM202 101V99H201ZM200 101V102H201ZM219 101V100H218ZM223 101V100H222ZM45 102V101H44ZM147 102V101H146ZM154 102V100H153ZM152 102V103H153ZM198 102V104L200 103ZM215 102V101H214ZM142 103V104H141ZM152 103L151 105L149 106H152ZM180 103V102H179ZM182 103V101H181ZM233 103V102H232ZM62 106V110L63 109H67V111L64 112L61 114V117L63 119H65V121L63 123H65L67 126L71 127L73 130H74V133H72L73 136H71L70 138V141H65L63 142V138L62 136L60 135H57L55 133H52L53 131V122H54V118L52 117L53 114L56 113V110L58 105ZM147 104V103H146ZM161 104V103H160ZM174 104V103H173ZM202 104V103H200ZM209 104V102H208ZM214 104V103H213ZM9 105V104H8ZM166 105V104H165ZM172 105V104H171ZM171 105H169L168 107H170ZM178 105V104H177ZM191 105V104H190ZM219 105V104H218ZM222 105V104H221ZM231 105V104H230ZM162 106V104H161ZM209 106V105H206V107ZM225 106V105H224ZM223 106V107H224ZM251 106V105H250ZM174 107V106H172ZM176 107V106H175ZM183 107V106H182ZM181 107V108H182ZM191 107V106H190ZM205 107V109H207ZM214 107V106H213ZM257 107V106H256ZM54 109L55 111L54 112H51L50 109ZM179 108V107H177ZM211 108H212V105H211ZM227 108V107H226ZM229 108V107H228ZM251 108V107H250ZM6 109V108H5ZM155 109V108H154ZM186 109V108H184ZM183 109V110H184ZM209 109V108H208ZM217 109V108H216ZM239 109V108H238ZM170 110V109H169ZM174 110V109H173ZM178 112V109H176ZM182 110V109H180ZM211 110V109H210ZM209 110V111H210ZM213 110V109H212ZM231 110V109H230ZM5 111V110H4ZM53 111V110H52ZM175 111V110H174ZM194 111V110H193ZM215 111V110H214ZM234 111V110H233ZM157 112V110H156ZM173 112V111H172ZM180 112V111H179ZM182 112V111H181ZM180 112V113H181ZM249 113V111H247ZM250 112H251V109H250ZM124 113V114H125ZM189 113V112H188ZM193 113V112H192ZM226 113V112H225ZM114 114V115H113ZM164 114V113H163ZM218 114V113H217ZM236 114V113H235ZM3 115V114H2ZM192 115V114H191ZM224 115V114H223ZM248 116V114H246ZM158 116V115H157ZM167 116V115H166ZM214 116V115H213ZM117 118V116H114V118ZM124 117V116H123ZM127 117V116H126ZM125 119H129L126 118ZM160 116V119H162ZM232 117V115H231ZM121 118V116H120ZM134 118V117H133ZM132 118V119H133ZM139 118V117H138ZM143 118V116H142ZM157 118V117H156ZM189 118V117H188ZM191 118V117H190ZM196 118V117H195ZM218 118V116L216 117ZM123 119V118H122ZM121 119V120H122ZM159 119V121H160ZM114 120V119H112ZM118 120V119H116ZM134 120V119H133ZM144 120V119H143ZM156 120V119H155ZM164 120V119H163ZM196 120V119H195ZM223 120V119H222ZM229 120V119H228ZM29 121V120H28ZM111 121V120H110ZM123 121V120H122ZM125 121V120H124ZM129 121V120H128ZM127 121V122H128ZM135 121V120H134ZM158 121V120H157ZM126 122V121H125ZM133 122V121H132ZM138 122V121H137ZM155 122V121H154ZM164 122V121H163ZM170 122V121H169ZM8 123V122H7ZM15 123V122H14ZM112 123V122H111ZM114 123H117V121H115ZM118 123H120V121H118ZM135 123V122H134ZM156 123V122H155ZM188 123V122H187ZM200 123V122H199ZM221 123V122H220ZM224 123V122H223ZM16 124V123H15ZM110 124V123H109ZM127 124V123H126ZM207 124V122L205 123ZM204 124V125H205ZM233 124V123H232ZM112 125V124H110ZM122 125V124H120ZM186 125V124H185ZM192 125V124H191ZM222 125V123H221ZM225 125V124H224ZM227 127H228V124L226 123ZM225 125V127H226ZM62 126V125H61ZM63 126H65L63 124ZM126 126V125H125ZM181 126V125H180ZM198 126V125H197ZM231 126V125H230ZM233 126V125H232ZM18 127V126H16ZM123 127V125H122ZM129 128V126H126V128ZM134 127V126H133ZM166 127V126H165ZM171 127V126H170ZM194 127V126H193ZM192 127V128H193ZM222 127H224L222 125ZM32 127H29V129H31ZM67 128V127H65ZM125 128V127H124ZM123 128V129H124ZM177 128V127H176ZM232 128V127H231ZM19 129V128H18ZM64 130V128H62ZM168 129V128H167ZM197 129V128H196ZM227 129V128H226ZM38 130V128H37ZM59 130V129H58ZM61 130V129H60ZM71 130V129H70ZM162 130V129H161ZM203 130V129H202ZM209 130V129H208ZM125 131V130H124ZM128 131V130H127ZM160 131V130H159ZM60 132V131H59ZM62 132V131H61ZM60 132V133H61ZM158 132V131H156ZM180 132V131H179ZM183 132V131H182ZM192 132H194V130L192 129ZM207 132V130H206ZM205 132V133H206ZM219 132V131H218ZM230 131H228L229 133ZM8 133V132H7ZM124 133V132H123ZM170 133V132H169ZM186 133V132H184ZM183 133V134H184ZM191 133V132H190ZM9 134V133H8ZM111 134V133H110ZM116 134V133H115ZM132 134V133H131ZM133 134V135H134ZM155 134V133H154ZM177 135V133H175ZM180 134V133H178ZM194 134V133H191V135ZM239 134V133H238ZM236 133V135H238ZM123 135V134H122ZM126 135V134H125ZM132 135V136H133ZM153 135V134H152ZM169 135V134H168ZM189 135V134H186V136ZM8 136V135H7ZM16 136V135H15ZM118 136V135H117ZM175 136V135H174ZM185 136V135H184ZM195 136V134L193 135ZM192 136V137H193ZM206 136V135H205ZM233 136V135H232ZM129 137V136H128ZM191 137V138H192ZM196 137V136H195ZM225 138V135L223 136ZM238 137V136H237ZM103 138V139H101ZM118 138V137H117ZM121 138V137H119ZM124 138V137H123ZM122 138V139H123ZM165 138V137H164ZM178 139L181 138V137H177ZM183 138V137H182ZM185 138V137H184ZM183 138V139H184ZM190 138V139H191ZM234 138V137H233ZM232 138V139H233ZM242 138V136H241ZM240 138V139H241ZM195 138H193L194 140ZM201 139V138H199ZM237 139V138H236ZM3 140V139H2ZM68 140V138H67ZM116 140V139H115ZM121 140V139H120ZM165 140V139H164ZM225 140V139H224ZM223 140V141H224ZM17 141V140H16ZM26 141V140H25ZM29 141V140H28ZM37 141V140H36ZM119 141V139L117 140ZM116 141V142H117ZM159 141V140H158ZM189 141V140H188ZM187 141V142H188ZM233 141V140H232ZM58 142V144H56ZM157 142V141H156ZM186 142V143H187ZM204 142V141H203ZM22 143V142H21ZM111 143V142H110ZM185 143V144H186ZM233 143V142H231ZM91 144V145H90ZM114 144V143H113ZM139 144V145H138ZM163 144V143H162ZM184 144V143H183ZM184 144V146H185ZM117 145V144H116ZM120 145V146H119ZM137 145L141 148H143V150L145 151L144 155H142L143 157L141 158V155L140 157L138 156V152H137ZM179 145V144H178ZM177 145V146H178ZM203 145V144H202ZM208 145V144H207ZM232 145V144H231ZM47 146V145H46ZM99 146V147H100ZM111 146V145H110ZM109 146V147H110ZM161 146V145H160ZM166 146V145H165ZM188 145L186 144V147ZM194 146V145H193ZM225 146V145H224ZM6 147V146H5ZM189 148H191V145L188 146ZM163 148V147H162ZM19 149V148H18ZM98 149V148H97ZM100 149V148H99ZM111 149V148H110ZM183 149V147H182ZM24 150V149H23ZM50 150V149H49ZM101 150V149H100ZM107 150V149H106ZM105 150V151H106ZM112 150V149H111ZM142 150V149H141ZM165 150V149H164ZM194 150V148H193ZM102 151V150H101ZM108 151V150H107ZM116 151V150H115ZM113 151V152H115ZM166 151V150H165ZM164 151V152H165ZM191 151V149H190ZM195 151V150H194ZM208 151V150H207ZM100 151H98L99 153ZM161 152V151H160ZM163 152V154H165ZM183 152V151H182ZM181 152V153H182ZM185 152V151H184ZM189 152V150H188ZM12 153V152H11ZM24 153V152H23ZM104 153V151H103ZM102 153V155H103ZM191 153V152H190ZM189 153V154H190ZM195 156H196V151L194 152ZM17 154V153H15ZM19 154V153H18ZM26 154V153H25ZM31 154V153H30ZM66 154V155H64ZM105 154V153H104ZM107 154V153H106ZM116 154V152H115ZM118 154V153H117ZM159 154V153H158ZM168 154H170L168 152ZM183 154V153H182ZM188 155V153H186ZM206 154V153H205ZM203 155L205 156L206 158V155ZM27 155V154H26ZM44 155V154H43ZM64 155V156H63ZM100 155V154H99ZM122 155V154H121ZM160 155V154H159ZM158 155V156H159ZM14 156V155H13ZM22 156V155H21ZM156 156V155H155ZM157 156V157H158ZM193 156V155H191ZM190 156V157H191ZM212 155H210V158H211ZM185 156L183 155V158ZM189 157V158H190ZM200 158V156H197ZM202 157V155H201ZM182 157L180 158H168L169 162L170 163H174L177 167V169H179V166L182 165V163L186 160V159H183ZM5 159V158H4ZM102 159V158H101ZM157 159V158H156ZM155 159V160H156ZM163 159V158H162ZM195 159H197L195 157ZM25 160V159H24ZM36 160V159H35ZM104 160V159H103ZM120 160V159H119ZM159 160V159H158ZM164 160V159H163ZM162 160V161H163ZM191 160H192V157H191ZM202 160V159H200ZM208 160V159H207ZM210 160V159H209ZM27 161V160H26ZM26 161H24V163H26ZM206 161V160H205ZM3 162V161H2ZM28 165H25L26 168H29V169H37V164L36 162H33V161H29L28 159ZM106 162H108L106 160ZM167 162V160H166ZM193 162H195L193 160ZM207 162V161H206ZM209 162H212L209 161ZM165 162H163V165H164ZM201 163V162H200ZM2 164V163H1ZM23 164V162H22ZM161 164V163H160ZM3 165V164H2ZM8 165V164H7ZM167 165L169 166L170 164L167 163ZM17 166V165H16ZM24 166V165H23ZM24 166V167H25ZM91 166V167H90ZM106 166V165H105ZM137 166V167H138ZM140 167V166H139ZM174 167V166H173ZM182 167V166H181ZM13 168V167H12ZM22 168V166H21ZM120 168V169H119ZM134 168V167H133ZM141 168V167H140ZM164 168V167H163ZM170 168V167H169ZM14 169V168H13ZM23 169V170H25ZM135 169V168H134ZM19 170V169H18ZM98 170V172H97ZM183 170V169H182ZM130 171V170H129ZM178 172V171H177ZM180 172V171H179ZM32 174V173H31ZM170 174V173H169ZM177 174V173H176ZM180 174V173H179ZM135 175V174H134ZM161 175V174H159ZM132 176V175H131ZM171 176V175H170ZM35 177V176H34ZM133 177V176H132ZM132 177L131 180L129 182L132 181ZM26 178V177H25ZM33 178V177H32ZM20 179V178H19ZM127 179V178H126ZM165 179H167L168 181V178L165 177ZM31 180V179H29ZM163 180V179H161ZM128 181V180H127ZM136 181V182H138ZM167 181H164V189L162 192V195H161V199L160 201H163L164 198L162 199V197L166 194H168L170 192V186H169V182ZM174 181V180H172ZM107 182V183H106ZM135 182V183H136ZM27 184V183H26ZM117 184V185H118ZM128 184V183H127ZM177 184H178V181H177ZM176 184V185H177ZM17 185V184H16ZM31 185V184H30ZM39 186V185H38ZM106 186V185H105ZM123 186V185H122ZM144 186V188H145ZM119 187V186H118ZM117 187V189H119ZM130 187V186H129ZM172 187V186H171ZM178 188H180L179 186H177ZM29 188V187H28ZM110 188V186H109ZM136 188V187H135ZM23 189V188H22ZM140 189V188H139ZM132 191H129V190H126L124 187H121L120 188V191L123 195H127V196H136V193L134 192V189H132ZM168 191V193H167ZM25 192V191H24ZM105 192V191H104ZM152 192V191H151ZM19 193V192H18ZM102 193V192H101ZM146 193V192H145ZM37 194V193H36ZM101 195V194H100ZM106 195V194H104ZM121 195V198L122 196ZM156 195V194H155ZM39 196V195H38ZM102 196H103V193H102ZM108 196H109V193H108ZM131 196V198L133 199V197ZM160 196V195H159ZM115 197V196H114ZM137 197V196H136ZM146 197V196H145ZM158 197V195H157ZM109 198V197H108ZM113 198V196H112ZM127 199L129 197H126ZM110 199V198H109ZM115 199V198H114ZM143 199V198H142ZM111 200V199H110ZM42 201V200H41ZM108 201V199H107ZM114 201V200H113ZM121 201V200H120ZM120 201H114L112 203V206L115 208V213L113 215H107V223H108V226H106L105 230L103 228L104 231L100 232V234L97 236V231L95 229L93 230H89V228H87L86 230H83L85 232V238L87 239V242H92V244L96 243L98 240L97 238L98 237H102L105 242L107 241H112L113 243V246L111 247L112 250H113V254H112V257H118V256H121V255H124L125 253H130V254H135L136 253V250L134 247H127L126 244L124 243V239L121 238L122 235H126V226L128 223L125 222V219L123 216H125L126 214L122 215L119 211V208H120ZM131 201V200H130ZM159 201V202H160ZM158 202V201H157ZM108 203V202H107ZM137 204V203H136ZM163 204V203H162ZM106 205V204H105ZM109 205V204H107ZM139 205V204H138ZM41 206V205H40ZM111 206V205H110ZM137 206V205H136ZM43 207V206H42ZM107 207V206H106ZM141 208V206H139ZM41 211V208H39ZM103 209V208H102ZM108 209V208H107ZM111 209V208H110ZM135 209V208H134ZM138 209V208H137ZM136 209V211H137ZM165 209V208H164ZM122 210V209H121ZM133 210V209H132ZM142 210V209H141ZM140 210V211H141ZM77 211V210H76ZM110 211V210H109ZM139 211V212H140ZM44 212V211H43ZM89 212V211H88ZM123 212V211H122ZM42 213V212H40ZM45 213V212H44ZM80 213V212H79ZM83 213V212H82ZM113 213V212H112ZM38 214V213H37ZM134 214V213H133ZM40 215V214H39ZM82 215V214H81ZM80 215V216H81ZM135 215V214H134ZM103 216V215H102ZM139 216V215H138ZM84 217V216H83ZM128 217V216H127ZM133 217V216H132ZM137 218V216H135ZM35 218V217H34ZM105 218V217H104ZM39 219V220H40ZM80 219H82V217H80ZM134 218H132L133 220ZM149 219V218H148ZM33 220V219H32ZM79 220V219H78ZM84 220H85V217H84ZM82 219V221H84ZM81 221V220H79ZM93 222V221H92ZM106 222V220H105ZM159 222V221H158ZM56 224L57 226L54 227L53 224ZM79 223V222H78ZM84 223V222H82ZM101 223V222H100ZM160 223V222H159ZM158 223V225H159ZM90 224V222L88 223V225ZM104 224V223H103ZM106 224V223H105ZM34 225V224H33ZM40 225V224H39ZM95 225V224H93ZM100 225V224H99ZM154 225V224H153ZM162 226V225H161ZM161 226H160V229H161ZM43 227V228H44ZM83 227V226H82ZM89 227V226H88ZM145 227V226H144ZM151 227V226H150ZM42 228V230H43ZM96 228V227H95ZM101 228V227H100ZM132 228V227H131ZM159 228V227H158ZM46 229V228H45ZM44 229V230H45ZM129 230V229H128ZM130 231V230H129ZM132 231V230H131ZM130 231V232H131ZM129 232V233H130ZM133 232V231H132ZM47 234V233H46ZM139 235V234H138ZM142 235V234H141ZM140 235V236H141ZM48 236V235H47ZM131 236V235H129ZM144 236V234L142 235ZM83 237V235H82ZM132 237V236H131ZM51 238V237H50ZM79 238V237H78ZM127 238V237H126ZM77 239V238H76ZM80 239H81V236H80ZM131 239V238H130ZM50 240V239H49ZM82 240V239H81ZM85 240V239H84ZM140 240V239H138ZM144 240V239H143ZM84 242V241H82ZM44 243V242H43ZM55 243V242H54ZM108 243V242H107ZM129 243V242H128ZM49 244V243H48ZM90 244V245H92ZM87 245V243H86ZM90 245L88 244V246L90 247ZM99 245V244H98ZM136 245V244H135ZM134 245V246H135ZM39 246V244H38ZM54 246V245H53ZM60 246V245H59ZM72 246V245H71ZM70 245L69 246H66V252L64 254V256L66 258H68L70 261V264H80V258H81V250L80 252L75 249V247H71ZM96 246V244H95ZM108 246V244H107ZM40 247V246H39ZM104 247V246H103ZM33 248V247H32ZM47 248V247H46ZM86 248V247H85ZM98 248V246H97ZM140 248V247H139ZM48 249V248H47ZM52 249V248H51ZM84 249V248H83ZM95 249V248H94ZM102 249V248H101ZM101 249H100V252H101ZM138 249V248H137ZM49 250V249H48ZM47 250V251H48ZM54 250H56L58 252V254H62V248H54ZM65 250V249H64ZM85 250V253H86V249ZM89 250V249H88ZM46 251V252H47ZM40 252V251H39ZM88 252V256H89V251ZM94 252V251H92ZM142 252V251H141ZM53 253V252H52ZM82 253V252H81ZM97 253V252H96ZM103 253V252H102ZM111 253V252H110ZM57 254V255H58ZM106 254V253H105ZM138 255V254H137ZM36 256V255H35ZM60 256H63L60 255ZM84 255H82L83 257ZM100 256V254H99ZM110 256V255H109ZM125 256V255H124ZM141 256V254H140ZM139 257V256H138ZM40 258V257H39ZM38 258V259H39ZM105 258V257H104ZM124 258V257H123ZM136 259V258H135ZM139 259V258H138ZM41 260V259H40ZM39 260V261H40ZM54 261V260H53ZM68 261V260H67ZM96 261V260H95ZM138 261V260H137ZM49 262V261H48ZM114 262V261H113ZM117 262V260L115 261ZM114 262V263H115ZM123 262V261H122ZM92 263V262H91ZM94 263V262H93ZM100 263V262H99ZM117 264V263H116ZM124 264V263H123ZM134 264V263H133ZM137 264V263H136ZM140 264V263H139Z\"/></svg>",
	"mask_w": 264,
	"mask_h": 264
},
{
	"label": "water",
	"instance_id": "obj_3",
	"mask_svg": "<svg viewBox=\"0 0 264 264\" xmlns=\"http://www.w3.org/2000/svg\"><path fill=\"white\" fill-rule=\"evenodd\" d=\"M88 13H86L85 15H84V17H83V22H86V20H87V18H88ZM62 33V30L61 31H59V33H57L56 35H54V37L52 38V40L50 41V43L47 45V47H46V49H45V51L46 52H49L50 51V49L52 48V46H53V42H54V40L56 39V37H57V35L59 34H61Z\"/></svg>",
	"mask_w": 264,
	"mask_h": 264
}]
</instances>
